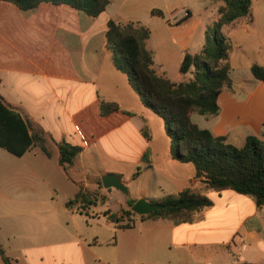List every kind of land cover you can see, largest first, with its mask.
Returning <instances> with one entry per match:
<instances>
[{
    "label": "crops",
    "instance_id": "1",
    "mask_svg": "<svg viewBox=\"0 0 264 264\" xmlns=\"http://www.w3.org/2000/svg\"><path fill=\"white\" fill-rule=\"evenodd\" d=\"M113 1L98 17L67 5L22 11L0 1V100L30 123V133L50 152L35 145L16 156L0 147V244L19 264H236L227 251L233 253L238 239L262 238L264 207L233 191L208 192L213 206L193 223L136 214L126 226L128 200L159 202L199 184L190 164L169 157L172 140L162 119L113 64L107 24L141 23V0H119L112 11ZM158 10L169 24L177 21L172 5ZM222 29L239 55L251 43L261 58L232 67L230 54L232 88L219 95L217 115L193 114L192 120L240 148L248 135L264 140V81L251 72L264 66V0H253L249 17ZM149 30L146 47L156 73L175 83L189 80L180 71L188 46L175 50ZM103 102L120 109L102 116ZM63 143L82 149L67 168L59 164ZM106 175L118 177L128 192L118 199L120 191L103 187Z\"/></svg>",
    "mask_w": 264,
    "mask_h": 264
},
{
    "label": "trees",
    "instance_id": "2",
    "mask_svg": "<svg viewBox=\"0 0 264 264\" xmlns=\"http://www.w3.org/2000/svg\"><path fill=\"white\" fill-rule=\"evenodd\" d=\"M11 3L22 11L37 8L42 3L67 5L90 17L106 11L110 0H0ZM219 19L208 29L207 40L199 54L182 52L180 71L191 74L187 81L175 83L159 76L153 69V56L147 49L150 30L139 22L126 24L110 20L107 24V49L115 68L126 75L130 86L137 92L142 104L160 117L172 140L169 157L191 164L198 186L187 188L164 198L158 203L163 209L151 212L142 219H168L174 225L193 223L202 212L213 206L208 192L233 191L251 199L257 207H264V140L248 135L238 148L214 137L208 129L200 128L192 120L193 114L215 116L219 111L218 97L224 89L232 88L230 78V44L221 33L222 27L251 15L253 0H220ZM152 16L163 18L158 9ZM190 16V15H189ZM251 72L264 81V66L253 65ZM120 108L116 103H101L100 114L107 116ZM31 125L0 100V147L22 156L40 137L30 133ZM42 152L50 156L44 145ZM59 164L67 168L82 149L68 144L58 145ZM140 169L135 176L139 175ZM134 200H128L131 209ZM126 226H131V210L123 211ZM113 222L123 216L110 215ZM0 257L4 264H19L10 258L0 244Z\"/></svg>",
    "mask_w": 264,
    "mask_h": 264
},
{
    "label": "rangeland",
    "instance_id": "3",
    "mask_svg": "<svg viewBox=\"0 0 264 264\" xmlns=\"http://www.w3.org/2000/svg\"><path fill=\"white\" fill-rule=\"evenodd\" d=\"M119 0H114L111 10L114 11L118 6ZM168 4L172 5V11L177 12L175 18L177 21H172L169 24L167 20H163L157 16H152L151 11L153 8H163ZM221 5L220 0H141L138 20L151 29L155 36H159L170 44V47L176 50L177 47H182L184 44L190 49V54H199L207 40V30L214 27L215 20L218 16V7ZM189 10L191 18L183 19L182 11ZM188 21V22H187ZM183 23V25H179ZM228 29V28H225ZM221 30L224 35L226 30ZM233 41L239 42L241 36L233 32L231 35ZM175 41V43L172 42ZM260 43V41H258ZM236 45L230 46V63L232 67H238L240 62L254 61L261 55V52L251 48L246 50L245 54L239 55ZM187 78H191V74H187ZM197 115L194 114L196 119ZM194 172L193 166L190 164V173ZM126 187V186H125ZM127 188V187H126ZM128 189V188H127ZM116 197L119 199L123 197L121 192H115ZM119 205L113 206V212L119 210ZM263 236L259 241L253 239H243L242 241L236 240L231 243V253L227 251L230 261H235L236 264H264V228L262 229ZM223 234L219 236V239Z\"/></svg>",
    "mask_w": 264,
    "mask_h": 264
},
{
    "label": "water",
    "instance_id": "4",
    "mask_svg": "<svg viewBox=\"0 0 264 264\" xmlns=\"http://www.w3.org/2000/svg\"><path fill=\"white\" fill-rule=\"evenodd\" d=\"M101 181H102L103 187L106 189L114 188L123 193L128 192V189L121 182V180L114 175H106L102 178ZM163 208L164 206L161 204L153 203L146 199H139L133 204V206L131 207V210L133 213L139 216H147L151 212H154L156 210H160Z\"/></svg>",
    "mask_w": 264,
    "mask_h": 264
},
{
    "label": "built area",
    "instance_id": "5",
    "mask_svg": "<svg viewBox=\"0 0 264 264\" xmlns=\"http://www.w3.org/2000/svg\"><path fill=\"white\" fill-rule=\"evenodd\" d=\"M182 15H183V17H182L183 19L188 18L189 17V12L187 10H183L182 11ZM181 20H179L178 22H181Z\"/></svg>",
    "mask_w": 264,
    "mask_h": 264
}]
</instances>
